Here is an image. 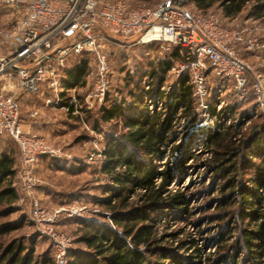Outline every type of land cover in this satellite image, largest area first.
Instances as JSON below:
<instances>
[{
    "label": "rangeland",
    "instance_id": "obj_1",
    "mask_svg": "<svg viewBox=\"0 0 264 264\" xmlns=\"http://www.w3.org/2000/svg\"><path fill=\"white\" fill-rule=\"evenodd\" d=\"M126 3L130 7L142 5L136 0H119ZM157 0L149 2L148 6H152ZM257 0H251L243 10L237 14L236 18L225 17L221 6L214 3L211 7L203 10L199 9L195 2L189 4L191 9L202 14L215 15L222 25L227 29H250L254 27H264V10L259 13L258 19L251 18L257 10ZM15 22V16L8 13L6 9L0 6V32L9 29ZM257 32V31H256ZM252 33V37L264 40V33ZM240 57L244 58L246 63L253 71L259 69L264 76V49L254 54L246 53L241 47L238 48ZM157 44H141L137 38L122 39L114 37L109 40L105 49L106 59L109 68V101L114 99H124L130 102L128 96L129 91L135 92L136 96L144 100L147 91L152 90L153 95L150 96L153 102L152 113L154 110L160 111L163 106L155 96L158 89V80L161 78L159 72L160 64L171 61V67L178 61L172 58L171 51L167 54L160 52ZM173 53V51H172ZM87 61V70L80 82L72 88L74 92L64 93L60 97L57 105H46L47 99L53 100L51 94L47 91L36 96L20 97V128L25 133L35 134L42 137L48 144L53 147L62 149L65 157L62 159L48 160L46 158L39 159L35 166V174L37 178L36 186L32 191V196H27L24 192H20V160L19 149L17 143L8 137L0 139V158L9 157L13 159V177L11 185L15 189L17 201L14 205L15 212L0 218V224L20 223V219H25L24 223H20L17 228L0 234V255L3 250L10 244L14 243V251L17 247H22L24 252L21 257L25 258L30 255L31 264H55L54 262V246L53 243L44 235L39 234L37 226L31 219V198L39 200L41 205L46 208H53L70 204L72 202H83L92 211L97 210L98 214L93 216V222L105 224L113 230L117 228L110 218L109 210L97 204L98 200L105 197L103 190L107 186H111L107 174L104 172V164L106 162L103 150L114 139L121 138L123 128L117 121L102 123L99 122L98 131L93 130V123L99 117V108H94L87 112L81 111L77 107L75 112L66 111V106L70 103V96H74L79 105L84 96L91 92L94 84V72L96 63L90 56L74 57L69 59L68 71L71 70L76 63ZM155 69L157 77L150 79V70ZM67 75H65L66 79ZM177 77L171 73L164 75V82L161 90L165 94L177 82ZM83 84H82V82ZM146 83H150L151 87L146 90ZM216 82L210 77L208 81L209 94L202 101L194 99L195 110L199 104L208 106L207 112L201 108L196 110L202 120L195 127L184 131L185 121L178 118L174 119V128L177 131V137L174 142L164 148V155L161 160L154 162L157 170L165 168L170 161H174L171 152V146L185 143L187 145L185 168L178 177L177 183H171L169 189L172 193L179 191L185 193L188 197V211L171 212L170 215L161 216L156 219L155 226L158 229L157 238H160L159 246L169 249L173 256H176L181 264H218L216 259L224 253H229L227 261L222 264H264V242L260 258L253 260L252 254L241 245V236L244 230H253L254 222L249 218L240 223L239 211V192L243 188L252 185L257 168L262 169L260 159L247 156L250 164L243 167L238 165L237 170L232 176H236L233 183V190L236 192L232 196L230 203L223 207L221 199L225 196L228 199V191L222 195L221 187L227 185L225 181L220 179L210 166L212 160V149L208 144V130H217L222 132L227 127L242 122L241 133L249 132L252 126L261 118L264 120V114L258 110L259 104L252 91H250L247 99H241L232 90V84H226L227 89L225 95L217 99L215 96ZM62 95V94H61ZM193 97V96H192ZM223 102V111L221 116L216 117L210 114V109L215 108L218 112L217 105ZM62 108V109H61ZM64 108V109H63ZM138 107L132 112L136 113ZM34 113H36L34 115ZM251 117V119H249ZM220 120V123L217 121ZM253 149V148H252ZM131 152H134L131 149ZM90 156L92 160H88ZM176 156H179L177 153ZM116 167V171H120ZM139 192L135 191L130 195L127 201V209L139 206ZM260 196L264 199V188L258 190ZM259 213L264 215V200H261ZM264 232V217L259 220ZM79 219L63 218L56 230L68 236L72 240V248L78 251H89L82 243H77V239L81 232ZM168 223L167 226H164ZM223 234L222 242L217 243V239ZM162 238V239H161ZM264 239V236H263ZM190 241H194L191 244ZM259 241L254 242L258 244ZM222 245V246H219ZM33 247V248H31ZM196 248L200 250L196 252ZM255 250V249H254ZM156 255H151L154 260ZM211 258L210 260H207ZM5 264V263H4Z\"/></svg>",
    "mask_w": 264,
    "mask_h": 264
},
{
    "label": "built area",
    "instance_id": "obj_2",
    "mask_svg": "<svg viewBox=\"0 0 264 264\" xmlns=\"http://www.w3.org/2000/svg\"><path fill=\"white\" fill-rule=\"evenodd\" d=\"M190 3L191 0H157L152 6L130 7L119 0H0V6L15 16L13 26L0 32V139L8 137L18 145L20 192L32 196L39 159L65 157L62 149L21 130L20 97L36 96L46 90L53 100L47 99L45 104L57 105L61 94L75 90L63 85L69 59L90 56L96 63L95 71L90 72L95 77L93 88L81 105L70 96L66 111L79 107L90 112L105 105L110 87L105 49L114 37L157 44L161 53L175 51L179 62L168 73L177 78L187 76L196 101L208 96L212 77L218 100L227 92L226 84L231 83L241 99H247L252 91L258 110L264 114L263 73L253 71L238 49L251 54L263 50L264 40L251 34L264 33V27L227 29L215 15L199 13L189 7ZM150 87L146 83V90ZM144 100L152 110L155 99L147 94ZM222 105V101L217 105L218 112ZM198 108L207 112L208 106L201 103ZM30 203L37 231L53 243L55 264H67L73 243L56 226L63 218L93 221L98 211L77 201L53 208L43 207L34 197Z\"/></svg>",
    "mask_w": 264,
    "mask_h": 264
},
{
    "label": "trees",
    "instance_id": "obj_3",
    "mask_svg": "<svg viewBox=\"0 0 264 264\" xmlns=\"http://www.w3.org/2000/svg\"><path fill=\"white\" fill-rule=\"evenodd\" d=\"M136 1L140 4H148L152 0ZM191 1L203 10L218 3L224 16L234 17L251 0ZM256 3L257 10L251 15L254 19H258L259 13L264 10V0H257ZM171 56L176 58L177 53L174 51ZM171 64V61H166L159 67L161 78L158 80L155 96L163 106L160 111L154 110L150 113L143 99L132 91L128 93L131 98L129 103L124 99L109 101L108 97L106 104L98 109L99 117L92 127L94 131H98L99 122L113 121L119 122L124 131L121 138L111 141L102 152L106 159L103 170L112 184L104 188L105 197L97 201L98 205L109 210L111 221L120 230H113L105 224L93 221L79 220L81 227L78 231L81 234L77 243H82L89 251L70 249L67 253V264H181L169 249L158 245L161 240L157 238L158 229L155 223L158 222L156 221L158 217L170 215L171 212L187 213L188 211L189 201L185 193L179 191L172 193L169 189L171 183H177L178 177L185 168L187 145L182 143L171 146L172 155H175L174 161L170 160L165 168L157 170L154 162L161 160L164 148L176 140L174 119L185 121L184 131L195 127L202 120L195 110L187 76H180L168 93L160 91L164 75L170 70ZM86 70L87 61L76 63L67 71V77L63 81L64 87L72 88L77 85ZM149 74L151 80L157 77L155 69H151ZM146 94L152 96L153 92L149 90ZM134 107L139 108L136 113L132 112ZM209 112L215 117L223 113V111L217 112L215 108H211ZM242 126L243 123L239 122L222 132L215 129L207 132L208 144L213 153L209 167L227 184L220 189L222 195L229 190L230 197L227 199L225 196L221 199L223 207L234 204L230 203L232 196L236 195L233 190L236 176L232 174L237 170L238 165L246 167L250 164L251 161L247 157L249 155L260 159L261 162L264 160V120L260 118L246 133H241ZM131 149L134 152H131ZM177 153L179 156H176ZM12 166V158L5 156L0 158V218L17 210L14 207L17 195L11 185ZM116 167L121 170L116 171ZM251 183V186L241 189L238 194L240 199L238 216L240 223L247 218L254 222L253 230L242 232L241 245L252 254L253 260H257L263 249L261 243L264 242V232L259 222L264 215L259 213L258 209L261 200H264L258 192L260 188H264V162L262 169L257 168ZM135 191H140L139 206L125 210L130 195ZM24 222L25 219H20V223ZM19 224H0V234L17 228ZM162 224L168 225V223ZM222 236L223 234L216 240L217 243L222 242ZM256 241L259 243L255 245ZM190 242L193 244L194 241ZM14 247V243H10L3 250L0 264L32 263L30 255L21 257L25 249L17 247L14 251ZM196 252L199 253L200 250L196 248ZM151 255H156V258L151 260ZM228 257L229 253H224L216 259V263L222 264Z\"/></svg>",
    "mask_w": 264,
    "mask_h": 264
},
{
    "label": "crops",
    "instance_id": "obj_4",
    "mask_svg": "<svg viewBox=\"0 0 264 264\" xmlns=\"http://www.w3.org/2000/svg\"><path fill=\"white\" fill-rule=\"evenodd\" d=\"M191 2H192V1H191ZM225 17H226V16H225ZM230 18H236V17L234 16V17H230ZM251 18H253V17H251ZM67 71H68V70H67ZM66 75H67V72H66ZM63 96H64L63 94L60 95V97H63ZM67 107H68V105L66 106V108H67ZM61 109H62V108H61ZM63 109H64V108H63ZM69 111L73 113V112H74V109H73V108H72V109H69ZM69 111H68V112H69ZM84 113H85V112H84Z\"/></svg>",
    "mask_w": 264,
    "mask_h": 264
}]
</instances>
